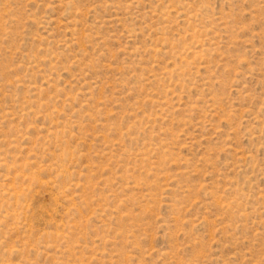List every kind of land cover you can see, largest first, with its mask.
Returning <instances> with one entry per match:
<instances>
[{"label": "rangeland", "instance_id": "374dc122", "mask_svg": "<svg viewBox=\"0 0 264 264\" xmlns=\"http://www.w3.org/2000/svg\"><path fill=\"white\" fill-rule=\"evenodd\" d=\"M0 264H264V0H0Z\"/></svg>", "mask_w": 264, "mask_h": 264}]
</instances>
